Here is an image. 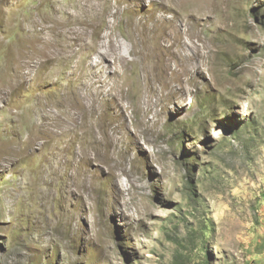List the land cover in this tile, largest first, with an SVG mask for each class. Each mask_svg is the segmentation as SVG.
<instances>
[{
  "label": "rangeland",
  "instance_id": "obj_1",
  "mask_svg": "<svg viewBox=\"0 0 264 264\" xmlns=\"http://www.w3.org/2000/svg\"><path fill=\"white\" fill-rule=\"evenodd\" d=\"M51 1L0 0V264H263L264 0L177 8L186 60L169 61L172 92L132 63L122 93L104 84L84 97L63 53L34 57L31 72L13 59ZM135 7L158 20L155 3ZM94 58L80 64L87 83ZM13 70L21 88L6 96ZM100 95L94 126H79Z\"/></svg>",
  "mask_w": 264,
  "mask_h": 264
},
{
  "label": "bare ground",
  "instance_id": "obj_2",
  "mask_svg": "<svg viewBox=\"0 0 264 264\" xmlns=\"http://www.w3.org/2000/svg\"><path fill=\"white\" fill-rule=\"evenodd\" d=\"M144 3H155L159 7L160 14L156 18L158 20L153 24L130 10L135 6H143ZM185 3L186 0H85L75 10L70 11L61 10L57 7V1L52 0L49 4L51 15L38 13L40 19L36 21L37 15L34 13L27 20L29 28L26 39L24 43L18 44L16 53L12 52L15 54L13 59L31 72V61L34 57L49 60L56 52L63 53L67 62L73 65L77 79L84 81L83 97L85 93L90 94L92 91H96L93 95L97 96L98 86L104 84L122 93L127 86L126 68L132 63L140 66L141 78L152 86L154 91L160 84L172 92L176 85L168 72L169 61H177L183 57L179 38L182 33L174 11L177 8L181 9ZM121 11L128 15L125 26L130 44L120 40L114 30V24L119 20L118 14ZM106 15L111 16L113 22L108 20ZM104 21V28L100 32V26ZM37 26L41 28L38 30ZM44 31L53 33L54 42L45 40ZM90 52H94L95 58L90 62L93 71L87 83V73L80 64L84 55ZM187 55L192 56L190 53ZM183 58L186 60V56ZM3 80L6 96L21 88L22 77L17 75L15 70L7 72ZM105 96L100 95L97 104H93L91 109L84 110L85 113L83 111L77 116L76 123L79 126L87 124L94 126L95 111L100 107L99 103L102 100H107ZM107 96L109 108L121 115L119 98L114 94ZM95 132L94 129L89 131L92 134Z\"/></svg>",
  "mask_w": 264,
  "mask_h": 264
},
{
  "label": "crops",
  "instance_id": "obj_3",
  "mask_svg": "<svg viewBox=\"0 0 264 264\" xmlns=\"http://www.w3.org/2000/svg\"><path fill=\"white\" fill-rule=\"evenodd\" d=\"M264 264V263H263Z\"/></svg>",
  "mask_w": 264,
  "mask_h": 264
}]
</instances>
